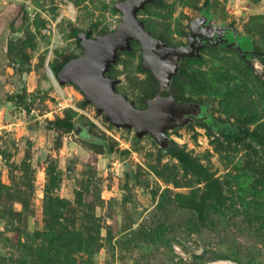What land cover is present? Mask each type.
Instances as JSON below:
<instances>
[{
	"label": "rangeland",
	"instance_id": "rangeland-1",
	"mask_svg": "<svg viewBox=\"0 0 264 264\" xmlns=\"http://www.w3.org/2000/svg\"><path fill=\"white\" fill-rule=\"evenodd\" d=\"M119 1L0 0V264H264V0L149 2L139 17L171 46L189 43L206 8L252 46L208 42L169 91L137 42L109 72L140 109L158 93L207 106L211 120L169 132V147L221 200L169 147L116 127L54 73L84 53L72 28L117 29Z\"/></svg>",
	"mask_w": 264,
	"mask_h": 264
},
{
	"label": "water",
	"instance_id": "water-1",
	"mask_svg": "<svg viewBox=\"0 0 264 264\" xmlns=\"http://www.w3.org/2000/svg\"><path fill=\"white\" fill-rule=\"evenodd\" d=\"M155 1L117 2L123 19L115 31L95 36L93 30H77V39L84 53L82 56H69L58 71V79L63 86L70 84L80 89L86 103L95 105L107 121L119 128L135 129L139 138L152 135L166 152L171 143L169 132L197 120H211L208 108L196 101L180 102L172 93H158L147 99L146 108H138L127 95L118 92L120 80L109 74L120 53L132 51L133 42L140 43L143 66L153 73L164 91H169L181 70L183 59L200 56L208 42L213 46L228 43L242 53L246 51L244 44L252 46V39L228 24L217 23L206 8L191 22L189 43L171 46L163 38L155 37L139 17V12L149 2ZM75 132L90 138L82 125L77 124Z\"/></svg>",
	"mask_w": 264,
	"mask_h": 264
},
{
	"label": "trees",
	"instance_id": "trees-1",
	"mask_svg": "<svg viewBox=\"0 0 264 264\" xmlns=\"http://www.w3.org/2000/svg\"><path fill=\"white\" fill-rule=\"evenodd\" d=\"M77 30H79V29H77L75 27L72 28V34L76 38H77V35H76ZM246 46H248V48H250V45L248 43L244 44L245 49H247ZM70 57H75V56H70ZM68 58H69V56L66 55V56H64L62 62H60L59 64H56V65H53V71L57 77H58V71H59L60 67L63 65V63ZM59 123L69 125L71 127L73 126L72 123L67 122V121H60ZM243 134L244 135H241L242 137L238 138V141L240 143H246V140H248V136H253V134H251L247 131H245V133H243ZM90 138H92V137H90ZM168 151L171 155L176 157L184 165V167L187 170H195V171L200 172L205 177V179L209 182V184L211 185V194L214 196L216 195V198L218 200H221L220 193L218 195L216 193V189H218L216 180L210 174H208V172L203 167L198 165V163L195 161V159L188 152H186L183 149H180L179 147H172V146L168 148Z\"/></svg>",
	"mask_w": 264,
	"mask_h": 264
},
{
	"label": "flooded vegetation",
	"instance_id": "flooded-vegetation-1",
	"mask_svg": "<svg viewBox=\"0 0 264 264\" xmlns=\"http://www.w3.org/2000/svg\"><path fill=\"white\" fill-rule=\"evenodd\" d=\"M227 44H228V43H227ZM246 47H247V49H248V46H246ZM247 49H246V51H245L246 53L248 52V50H247Z\"/></svg>",
	"mask_w": 264,
	"mask_h": 264
}]
</instances>
